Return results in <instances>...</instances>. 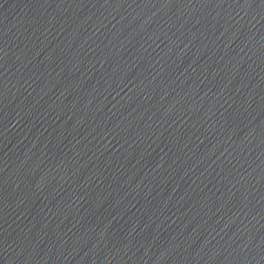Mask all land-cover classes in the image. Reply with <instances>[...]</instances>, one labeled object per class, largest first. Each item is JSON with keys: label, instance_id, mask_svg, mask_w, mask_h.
<instances>
[{"label": "water", "instance_id": "95a60500", "mask_svg": "<svg viewBox=\"0 0 264 264\" xmlns=\"http://www.w3.org/2000/svg\"><path fill=\"white\" fill-rule=\"evenodd\" d=\"M264 78V0H0V264H147Z\"/></svg>", "mask_w": 264, "mask_h": 264}]
</instances>
